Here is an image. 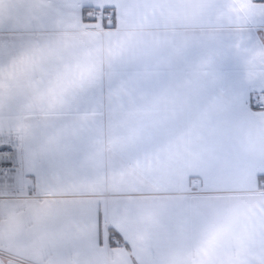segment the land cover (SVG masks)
I'll list each match as a JSON object with an SVG mask.
<instances>
[{
  "label": "snow or ice",
  "instance_id": "obj_1",
  "mask_svg": "<svg viewBox=\"0 0 264 264\" xmlns=\"http://www.w3.org/2000/svg\"><path fill=\"white\" fill-rule=\"evenodd\" d=\"M0 264H264V0H0Z\"/></svg>",
  "mask_w": 264,
  "mask_h": 264
}]
</instances>
